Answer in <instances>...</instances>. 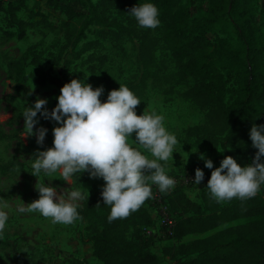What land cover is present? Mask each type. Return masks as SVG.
<instances>
[{
    "label": "rangeland",
    "instance_id": "obj_1",
    "mask_svg": "<svg viewBox=\"0 0 264 264\" xmlns=\"http://www.w3.org/2000/svg\"><path fill=\"white\" fill-rule=\"evenodd\" d=\"M93 1L98 5L96 14L101 19H96L97 15L83 6L80 0H24L25 4L17 12L19 18L30 23L23 38L9 34L18 27L12 25L6 10L0 11V160L3 163L17 162L6 173L0 170V201L9 205L8 222L3 235H0V264H103L94 254L92 234L87 229L85 219L78 217L74 223L65 225L52 223L51 218L39 212L17 211L20 203L26 205L39 197L35 187L38 177L31 172L33 154L38 149L52 146V129L57 123L40 118L34 126L37 129L41 125L48 128L43 144L37 143L35 134L27 135L24 128L22 110L29 104L17 92L12 64L32 46L31 58L37 56L39 65L30 59L27 72L31 74L41 67L60 82L59 85L51 82L40 85L34 78L29 79L37 96L48 99L46 107L49 110L58 103L57 97L62 86L74 77L87 80L93 87L103 85L105 91L102 100L107 98L110 90L119 88L122 83L141 99L136 106L138 114L144 110L163 114L167 128L177 135L179 142L173 156L162 162L171 177L200 167L205 172V178L210 179L212 169L205 166V160L200 158L201 153L214 161V167L221 163L224 150L202 140L200 130L190 131V128L208 124L209 109L187 96L188 85L181 80L176 60L167 46L164 23L161 21L154 29L143 28L127 12L131 9L127 3ZM209 3L210 0H181L182 6L192 16L202 15ZM70 8L82 15L74 16L68 26L65 21L71 18ZM86 17L94 19L77 42L79 28ZM112 20L124 24L126 29L106 25ZM256 20L259 23L264 20V0H260ZM209 36L215 40L217 35L210 33ZM143 40L153 46L155 63L149 67L145 66L141 57ZM148 70L152 74L144 81ZM234 88L231 81L227 101L234 97ZM132 135L135 138V133ZM147 155L151 158V153ZM58 175L53 173L45 176L42 172L39 180L52 183L58 191L69 192L72 188H79L85 195L102 189L105 183L103 178L92 177L88 171L76 173L69 182L56 177ZM201 184L191 187L189 191L190 188H183L192 200L203 205L207 213L204 197H210V190L206 187L207 183ZM175 188L178 187L174 186L169 192ZM177 193H171L172 198ZM174 198L173 203L176 204ZM142 205L146 214L130 223L127 235L129 239L146 243L149 250L158 256V261L153 264H176L175 256L180 257L179 249L183 243L249 221L244 218L233 220L211 231L177 240L166 235L161 228L158 213L150 199L147 198Z\"/></svg>",
    "mask_w": 264,
    "mask_h": 264
},
{
    "label": "trees",
    "instance_id": "obj_2",
    "mask_svg": "<svg viewBox=\"0 0 264 264\" xmlns=\"http://www.w3.org/2000/svg\"><path fill=\"white\" fill-rule=\"evenodd\" d=\"M109 1L127 3L130 8L139 2ZM80 2L97 15L98 5L93 0ZM154 2L159 8L165 40L176 60L179 76L188 85L187 96L209 109L208 124L190 128V131L200 130L202 140L210 142L212 147H221L224 150L221 161L232 155L242 164L251 163L258 149L252 146L250 129L253 123H264V20L261 23L256 20L260 0H210L208 9L199 16L187 12L181 0ZM24 4V0H0V11L6 10L12 25L18 27L9 32L11 36L23 38L30 26L28 21L17 16ZM69 10L71 18L65 21L68 26L74 16L82 15L73 8ZM93 19L86 17L79 28L77 42ZM96 19L101 18L97 15ZM106 25L126 29L116 20L108 21ZM210 33L217 35L215 40L210 38ZM33 47L12 64L17 92L29 105L38 97L29 83L31 77L40 85L60 84L56 76L43 71L40 66L31 74L27 72L30 59L39 65L37 56L31 58ZM152 49L153 46L143 40L141 57L147 67L155 63ZM151 74L148 70L144 81ZM231 81L235 85V95L227 101ZM16 163L0 160V170L6 173ZM184 190L178 187L167 194L170 211L176 218L171 238L181 240L241 218L249 221L183 243L179 249L180 257L175 256L176 264H263L264 185L254 197L245 200L233 198L218 202L211 196L204 197L207 213L203 205L192 200ZM101 192L102 189L85 195L78 209L79 217L87 221V229L92 234L94 254L103 264L156 263L158 256L146 243L129 239L127 235L130 223L146 214L144 206L126 218L109 222L110 206L103 203ZM174 192H178L173 197L176 204L171 196Z\"/></svg>",
    "mask_w": 264,
    "mask_h": 264
},
{
    "label": "clouds",
    "instance_id": "obj_3",
    "mask_svg": "<svg viewBox=\"0 0 264 264\" xmlns=\"http://www.w3.org/2000/svg\"><path fill=\"white\" fill-rule=\"evenodd\" d=\"M127 12L143 28L154 29L161 23L154 0H139ZM104 91L103 85L93 87L87 80L74 77L62 86L58 103L51 110L46 107L48 99L39 96L23 108L24 128L27 135L37 136L38 144L44 143L48 132L43 125L38 129L34 127L40 118L57 123L52 129V146L33 154L31 172L38 177L35 187L39 197L26 205L20 203L19 213L39 212L51 218L52 223L65 225L79 217L80 201L86 198L84 192L79 188L58 191L52 183L39 180L42 172L45 176L59 173L56 177L67 182L75 173L84 171L92 177L103 178L101 195L103 203L110 206L109 222L126 218L139 209L152 195L149 182L157 185L161 192L175 186V179L162 162L173 156L179 141L167 128L164 115L155 110L138 114L136 106L141 99L125 84L120 83L119 88L110 90L102 100ZM250 139L252 146L258 149L251 163L242 164L227 155L214 167L211 158L200 154L205 166L212 169L206 187L216 201L245 200L254 197L264 185V123H253ZM147 153H151V158ZM204 177L203 168L197 167L192 180L199 185ZM8 207L6 202L0 201V235L8 222Z\"/></svg>",
    "mask_w": 264,
    "mask_h": 264
},
{
    "label": "built area",
    "instance_id": "obj_4",
    "mask_svg": "<svg viewBox=\"0 0 264 264\" xmlns=\"http://www.w3.org/2000/svg\"><path fill=\"white\" fill-rule=\"evenodd\" d=\"M195 170L196 168H193L179 174L178 176H174L173 178L175 179L176 182L175 186L186 187V188H191L195 186L196 184L192 180L195 177ZM208 180L209 178L204 177V180L202 181L201 185L203 186L204 184H206ZM150 184L152 189V195L150 196V200L155 210L158 213V218L161 228L163 229L166 235L171 236L173 234L174 227L176 224V218L175 215H173L170 211V206L167 196L169 190L167 192H161L157 185L152 183Z\"/></svg>",
    "mask_w": 264,
    "mask_h": 264
},
{
    "label": "crops",
    "instance_id": "obj_5",
    "mask_svg": "<svg viewBox=\"0 0 264 264\" xmlns=\"http://www.w3.org/2000/svg\"><path fill=\"white\" fill-rule=\"evenodd\" d=\"M189 190H191V188H190V189H188L187 191H189Z\"/></svg>",
    "mask_w": 264,
    "mask_h": 264
}]
</instances>
